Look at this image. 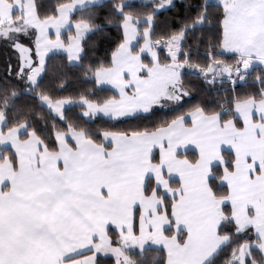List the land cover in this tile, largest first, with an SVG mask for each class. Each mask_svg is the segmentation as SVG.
<instances>
[{
    "label": "snow or ice",
    "instance_id": "6c2138e0",
    "mask_svg": "<svg viewBox=\"0 0 264 264\" xmlns=\"http://www.w3.org/2000/svg\"><path fill=\"white\" fill-rule=\"evenodd\" d=\"M0 264H264V0H0Z\"/></svg>",
    "mask_w": 264,
    "mask_h": 264
}]
</instances>
